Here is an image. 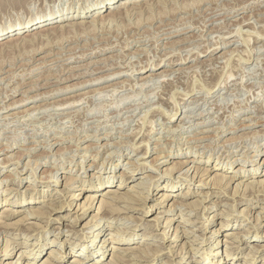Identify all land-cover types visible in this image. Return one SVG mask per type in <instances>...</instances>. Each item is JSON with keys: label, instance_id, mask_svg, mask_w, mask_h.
I'll return each instance as SVG.
<instances>
[{"label": "rangeland", "instance_id": "rangeland-1", "mask_svg": "<svg viewBox=\"0 0 264 264\" xmlns=\"http://www.w3.org/2000/svg\"><path fill=\"white\" fill-rule=\"evenodd\" d=\"M97 1L0 0V27ZM156 1L0 45V211L7 198L25 202L0 224V252L8 240L19 251L0 264L34 241L44 244L30 264H74L110 231L140 242H115L116 253L109 239L98 264L113 253V264H202L217 251L220 264L264 263V191L250 189L264 178V0ZM171 174L181 186L160 203ZM102 178L115 192L72 202Z\"/></svg>", "mask_w": 264, "mask_h": 264}, {"label": "bare ground", "instance_id": "bare-ground-1", "mask_svg": "<svg viewBox=\"0 0 264 264\" xmlns=\"http://www.w3.org/2000/svg\"><path fill=\"white\" fill-rule=\"evenodd\" d=\"M156 0H153V5H160L161 3L159 2H155ZM2 2V1H1ZM149 2H152V0H100V1H97L96 2V6H94V7H92V9H90L89 8V5H88V7L86 6H84V7H82V9H79L78 11L76 10H74V11H70V9L71 8H67L65 11H63V12H61L60 14H55V13H53L52 15L50 14V16H46V17H44V18H42V19H38V20H35V21H30V22H28V23H26V24H24V25H21L20 27H16V26H2V27H0V45H11V44H13L14 43V41H17V40H19V39H25L26 38V36H31L34 32H39V31H44V30H46V33H50V30H54V31H56V29L57 28H55V27H63V26H65V24L67 23V24H72L73 22L72 21H75L76 19H80V18H84V17H87L89 14L91 15V12L93 11V16H94V18L96 17H98V16H100L101 15V12H104V11H106L107 9H109V8H117V7H119V8H128V7H134V9H136V10H134V11H137V8L139 9V7H140V9H141V7L143 8V6H145V11H148L149 9H153L152 8V6L150 5V3ZM164 3V2H163ZM115 4H116V6H115ZM117 4H119L118 6H117ZM151 7H150V6ZM164 5V4H163ZM158 7H160V6H158ZM79 8H81V7H79ZM140 9H139V11H140ZM142 10V9H141ZM143 11V10H142ZM141 11V12H142ZM150 11H153V10H150ZM90 12V13H89ZM235 12V11H234ZM121 13H119V14H117V16L118 15H120ZM110 15H111V13H110ZM142 15V14H141ZM140 15V16H141ZM155 15V14H154ZM102 16V15H101ZM116 15H114V16H110V19H112V21H113V19H114V17H115ZM116 16V17H117ZM121 16V15H120ZM119 19V18H118ZM94 20V19H93ZM79 21V20H78ZM97 22H98V20H96ZM80 23L82 22H85V20L83 21H79ZM111 22V21H110ZM81 23V24H82ZM86 23V22H85ZM60 24H62V25H60ZM74 24H77L79 27L81 26V25H79L77 22L75 23L74 22ZM97 24H99V23H97ZM68 26H70V25H68ZM71 27V26H70ZM69 27V28H70ZM103 27V26H102ZM74 28V27H73ZM81 28H83V27H81ZM63 29V28H62ZM62 29H59L60 31H63L64 29H65V27H64V29L62 30ZM67 30V29H66ZM70 31H71V29H69ZM74 30V29H73ZM53 31V32H54ZM59 31V32H60ZM68 31V30H67ZM118 31V30H117ZM116 31V32H117ZM73 32V31H72ZM55 33H57V32H55ZM61 33V32H60ZM66 33H69V31L68 32H66ZM43 34V33H42ZM57 34H59V33H57ZM62 34H63V32H62ZM70 34V33H69ZM40 35H41V33H40ZM44 36V35H43ZM48 36V35H47ZM65 36V35H64ZM77 36V35H76ZM129 36V35H128ZM35 37V36H34ZM70 37V36H69ZM37 38V37H36ZM43 38V37H42ZM49 38H51V37H49ZM97 38V37H96ZM33 40V39H32ZM36 40V39H35ZM65 40V39H64ZM25 41V40H24ZM5 42H7V43H5ZM23 42V41H22ZM28 42V41H27ZM34 42V41H33ZM18 43V42H17ZM30 43V42H29ZM45 43V42H44ZM26 44V43H25ZM33 44V43H32ZM18 46V45H17ZM20 46V45H19ZM12 47H13V45H12ZM28 47V46H27ZM33 47V46H32ZM37 47V46H36ZM2 48H3V46H2ZM16 48V47H15ZM12 49V48H11ZM22 51V50H21ZM26 51V50H25ZM75 51H77V50H75ZM10 52V51H9ZM12 53V52H11ZM29 53V52H28ZM3 57V56H2ZM57 60V59H56ZM139 70V69H138ZM11 71V70H10ZM63 71V70H62ZM171 71V70H170ZM16 73V72H15ZM115 73V72H114ZM116 74V73H115ZM126 74V73H125ZM151 74V73H150ZM167 74V73H166ZM162 75V74H161ZM160 75V76H161ZM49 78V77H48ZM147 81V80H146ZM3 88V87H2ZM15 89V88H14ZM75 104V103H74ZM63 105V104H62ZM62 105H60V106H62ZM46 106V105H45ZM65 108V107H64ZM197 114V113H196ZM172 115V114H171ZM8 117V116H7ZM10 117V116H9ZM172 117V116H171ZM184 118V117H183ZM249 120V119H248ZM252 121H253V119H252ZM183 127V126H182ZM146 145H147V142L145 143ZM144 144V145H145ZM140 146V145H139ZM134 149V148H133ZM13 156V155H12ZM86 155H84V157H85ZM253 156H254V154L251 156L252 157V159H253V161H252V163L251 164H254V158H253ZM192 160H195V159H190V161H192ZM232 160V159H231ZM234 160H237V158L236 159H234ZM12 161V160H11ZM106 162V161H105ZM130 162V161H129ZM128 163V162H127ZM18 164V163H17ZM113 164V163H112ZM262 164H264V160L262 161ZM220 168L222 169L223 168V165H221L220 166ZM225 168V167H224ZM228 169H229V167H227ZM129 170V169H128ZM226 170V169H225ZM238 170H243V168L242 167H239L238 168ZM33 171V170H32ZM54 171L55 170H52L51 172H50V177H51V179L52 180H54ZM156 171H158V170H156ZM172 171V170H171ZM188 171H189V169H188ZM174 172V171H173ZM34 173V172H33ZM257 173H258V167L257 166H253L252 167V170H250V173H248V176H250V177H254V176H256L257 175ZM168 175V174H167ZM260 175L261 176H264V171L263 172H261L260 171ZM146 176H150L149 174L147 175L146 174ZM145 176V177H146ZM183 175L181 174V175H179L178 176V178L179 177H182ZM144 177V176H143ZM170 179L172 180L171 182H168V183H166L165 185H164V187L166 188V189H164V190H162L161 191V194L159 195V197H158V202L160 201V203H164L166 200H168L170 197L172 198L174 195H175V193L177 192V191H179V190H177L181 185L179 184V180L177 179V178H175L176 176H174L173 174H171L170 176ZM50 180V179H49ZM35 182V181H34ZM73 182V181H72ZM71 183V182H70ZM55 184L57 185V184H59V178H57L56 179V181H55ZM143 184V181H139L138 183H136V185H138V186H140V185H142ZM145 184V183H144ZM74 185V184H73ZM113 184H112V180H110L109 178L108 179H101L100 181H99V183H97V184H93V183H90V184H85V186L83 187V189H85V193H83V189H81V190H79V191H77L76 193H74V196L72 197V202H74V201H76V200H81L85 195H87V192L88 191H94V192H100V191H106V190H108V191H114V190H116V189H113V188H111V186H112ZM67 186V185H66ZM72 186V185H71ZM103 186H105V188H103L102 189V187ZM125 185H124V182L123 181H120L119 183H118V185L115 187V188H118V189H120V188H123ZM247 186V185H246ZM147 187V186H146ZM249 187V186H248ZM251 187H252V185H251ZM250 188V187H249ZM254 188H256V190L257 191H261V190H263L264 191V178L263 179H261V180H258V181H256L255 182V184L253 183V189L252 188H250L251 190H254ZM248 189V188H247ZM6 190V189H5ZM255 190V191H256ZM59 192V191H58ZM115 192V191H114ZM60 194V193H59ZM107 195V194H106ZM89 198H91L90 196H89ZM114 198V197H113ZM8 199V200H7ZM6 199V201H8L9 203L8 204H5L2 208V210L0 211V224L1 223H3L4 224V219H5V217H7L8 215H14V214H16L17 212H20L22 209L20 208L18 211L15 209V207H17L16 205L17 204H19L18 205V208L19 207H21L22 206V204H25V202L24 201H17L16 199H10V198H7ZM10 200H12V201H10ZM117 200H118V198H117ZM33 202H35L34 201V198H31L30 200H28V203L27 204H29V203H33ZM92 202H93V200H92ZM103 202V201H102ZM91 203V202H90ZM21 204V205H20ZM26 204V205H27ZM173 204H177V202H175L174 201V203ZM180 204V203H179ZM93 205V204H92ZM171 206V205H170ZM84 207V206H83ZM173 207V206H172ZM79 208H82V206H81V204H80V206H78V208L77 209H79ZM154 207H152V209H153ZM174 208V207H173ZM173 208H171V209H173ZM83 209V208H82ZM32 210V209H31ZM34 212V211H33ZM29 213V212H28ZM32 214V213H31ZM28 216V215H27ZM103 216V215H102ZM259 216V215H258ZM19 220V219H18ZM16 222H20V221H16ZM93 222V221H92ZM94 223V222H93ZM12 224V223H11ZM19 224V223H18ZM159 224V223H158ZM6 225H10V224H8V223H6ZM5 225V226H6ZM4 226V227H5ZM7 226V227H8ZM112 225H110V224H107V225H104V227H111ZM1 227H2V225H1ZM1 229V228H0ZM21 229V228H20ZM19 229V230H20ZM26 228H24V230H25ZM175 229V228H174ZM5 230V229H4ZM22 230V229H21ZM179 230H181V231H184L185 233H188V232H191V230H189L188 228H184V230L183 229H179V228H177V232H180ZM122 231V230H121ZM125 233H123L122 232V236H120V237H118V234L119 233H112V231H110L109 233L111 234L110 236H105V238L102 240V243H101V245H100V247H98V245L97 244H95V242H96V240H97V237H98V232H95L92 236H93V239L92 240H89L87 243H85V244H83L82 245V247H81V251L78 253V255H74V259H72V261L71 262H74V264H80V263H84L85 262V259L86 258H89V257H91L92 256V258H91V260H92V264H98V263H100V262H103L105 259H103V258H101V255H105V253H106V250H105V245H107V241L109 240V239H111L113 242H112V250H113V252L115 251L116 253H117V250H119V246H117L116 244H115V242L116 243H118V244H126V245H129V244H134L135 242L136 243H139L140 241H135V239H136V236H135V234L136 233H133V232H129V233H127L126 231H124ZM168 232V231H167ZM217 232V229L216 230H214V231H212V233L214 234V233H216ZM227 233H225V236H232V235H235V233H233V232H228V231H226ZM127 233V234H126ZM166 236H167V233H166V231L165 232H163ZM123 234H126V235H123ZM1 236V235H0ZM180 236V234H178L177 236H176V238L174 239L175 241L178 239V237ZM27 238V237H26ZM59 238V237H58ZM4 240V239H3ZM37 241H38V239H36ZM44 240V238H42V241ZM51 241V240H50ZM64 241H66L65 239H64ZM100 241V240H99ZM52 242H56V239H53L52 240ZM69 242H72V240L71 241H68L67 240V244L69 243ZM145 241L143 240V241H141V243L142 244H145L144 243ZM186 242V241H185ZM215 242H217V241H215ZM7 243H11V245L9 246V247H7V249H5V250H3V251H1L0 252V259L3 261V259H6V258H9V259H11V258H13V257H15V255L19 252L18 251V249H16V247H15V245H16V243L15 242H12V241H9L8 240V242ZM20 243H21V241H20ZM22 243H24V244H28L26 241H22ZM114 243V244H113ZM44 244V242L41 244V243H36V241H34V244L32 245V247H28V249H25V250H21V252H20V255H19V258L16 260V262H14V264H30L29 262H28V260L27 259H30V261H35L37 258H38V256H39V254L42 252V245ZM71 244H76L75 242L74 243H71ZM190 244V243H189ZM215 244V243H214ZM9 245V244H8ZM214 246V245H213ZM212 246V247H213ZM107 247V246H106ZM212 247H211V249H212ZM51 249H50V251H49V256H51L52 257V259H54V260H57V261H59V260H62V257H60L59 256V254H61L57 249H55V248H52V247H50ZM74 248V247H73ZM72 248V249H73ZM194 247H190V249L192 250ZM122 249V248H121ZM197 250V249H196ZM119 252V251H118ZM210 252H211V250H210ZM214 252V251H213ZM218 252V251H217ZM208 253L207 254V256L204 258L205 260H206V263H202V264H220L219 263V260L218 259H215V258H213V256L215 257V256H217L218 255V253ZM230 251H228L226 254H227V257L228 256H230L231 255V252L229 253ZM95 253H96V258L94 257V255H95ZM97 253H98V255H97ZM82 255H85V257L84 258H80ZM76 256H80L79 258L78 257H76ZM113 256H114V259L116 258V260H118L119 259V257L117 258L116 257V255H114V253H113ZM23 257H26L25 258V260H22V258ZM9 259H7V260H9ZM114 259H112L110 262H109V264H111L112 262H114L115 260ZM232 260L234 259V257H232L231 258ZM120 260V259H119ZM48 261V260H47ZM46 260L44 261V262H41L40 264H49L50 262H47ZM121 261V260H120ZM6 262V261H5ZM223 262V261H222ZM201 263V261L199 262V264ZM252 264H255V262H251ZM1 264H3V263H1ZM6 264H13V262H6ZM34 264H38V263H34ZM113 264V263H112ZM133 264H137L136 262H133ZM264 264V263H263Z\"/></svg>", "mask_w": 264, "mask_h": 264}]
</instances>
